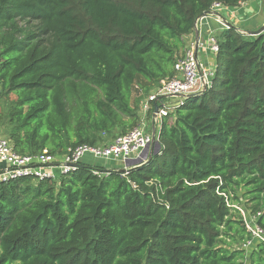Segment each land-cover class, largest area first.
I'll return each instance as SVG.
<instances>
[{
    "label": "trees",
    "instance_id": "obj_1",
    "mask_svg": "<svg viewBox=\"0 0 264 264\" xmlns=\"http://www.w3.org/2000/svg\"><path fill=\"white\" fill-rule=\"evenodd\" d=\"M241 1L0 0L4 136L61 155L127 133L136 87L174 77L199 18ZM217 42L212 82L172 105L143 165L0 184V264H264L233 206L264 227V30Z\"/></svg>",
    "mask_w": 264,
    "mask_h": 264
},
{
    "label": "built area",
    "instance_id": "obj_2",
    "mask_svg": "<svg viewBox=\"0 0 264 264\" xmlns=\"http://www.w3.org/2000/svg\"><path fill=\"white\" fill-rule=\"evenodd\" d=\"M225 6L220 2H215L211 10L212 15L218 20H222L217 11ZM229 26L228 23L225 24ZM204 48L216 55L219 50L217 36L211 33L207 40L197 42V48ZM210 62H205L198 58L195 45L187 47L185 52L177 59L175 63V75L172 78L163 79L159 86L145 98L142 102L141 112L146 115L153 112L156 121H159L170 112L172 105L163 103L158 106V111L154 112L155 103L159 99L176 97L178 100L190 93L200 91L204 85H209L212 81L211 76L214 73L211 68H207ZM215 68V66H214ZM154 143V134L139 124L125 134L115 137L106 144L92 146L88 144L78 145L70 148L66 153L58 155L44 149L37 153H20L15 150L12 142L0 135V184L3 182L28 178L33 181L51 179L57 180L63 175L74 171L81 161L91 155L96 159L122 160L124 164L136 157L141 156V152ZM128 169L126 166L122 167ZM237 207L242 215L246 229L251 233V239L245 244V248L251 246L255 241L264 242V227H262L258 214H249V212L239 205Z\"/></svg>",
    "mask_w": 264,
    "mask_h": 264
},
{
    "label": "crops",
    "instance_id": "obj_3",
    "mask_svg": "<svg viewBox=\"0 0 264 264\" xmlns=\"http://www.w3.org/2000/svg\"><path fill=\"white\" fill-rule=\"evenodd\" d=\"M217 13L222 18L221 21L218 20L212 14L205 16V17H202L197 22V27L195 28L194 32L191 35H189L186 39L187 40V47L189 46V44L195 45L198 58L200 60L205 61V62H210V64L212 66H215V55L212 54L210 51L204 49V48H200V47L197 48V42L200 40L201 41L207 40L211 33H214L217 36L218 32H220L224 28H226V26H225L226 23L233 25V26H236L240 30L254 31V30L259 29L264 24V0H242L238 6L233 7V8L225 7L222 10L217 11ZM254 24H256L257 27L251 28L254 26ZM246 27H249V29H247ZM211 65H209L207 68L210 69ZM168 99H170L171 101L175 100V102H176L178 98L168 97V98L159 99L158 104L162 105L163 103H169ZM144 100L145 99H143V101ZM141 106H142V103H141ZM153 117H155L154 114H153ZM159 129H160V126L158 127V131H159ZM155 145H156V143H155ZM152 146L153 145H151V147ZM150 148L147 151L148 153L150 152ZM85 158H86V161L89 159L92 160L91 155H87ZM145 159L146 158H144V156L143 157L142 156L136 157V158H133V159L127 161L121 167H125V166L126 167H133L134 165H136L139 162L144 161ZM105 161H104V163H106Z\"/></svg>",
    "mask_w": 264,
    "mask_h": 264
},
{
    "label": "rangeland",
    "instance_id": "obj_4",
    "mask_svg": "<svg viewBox=\"0 0 264 264\" xmlns=\"http://www.w3.org/2000/svg\"><path fill=\"white\" fill-rule=\"evenodd\" d=\"M249 27H246V28L249 29ZM255 27H257L256 24H254V26L251 27V28H255ZM241 31L247 32L248 30H241ZM190 46H192V45L189 44L188 47H190ZM212 69H215L214 66H212ZM152 91H153V89H150V88H148V90H144L143 88L136 87L133 98L134 99L136 98V99H138L140 101V103H139V114H140V117H141V123L140 124H142L147 129V131L149 133H151V134L154 133L155 134V138L157 139L156 135L158 133V127L161 125L160 123H161L162 119H160L159 121H156L155 117H153V112H150V113H148L146 115H144L141 112V103H142L143 99H145L147 96H149ZM168 102H169L170 105H173L175 103V100L171 101L170 99H168ZM0 135H2V136L5 135L6 136V134L4 133V128H0ZM147 151H148V149L145 150L146 153L144 155V158H147V156L150 153V152L148 153ZM84 161H86V158H84ZM104 161L105 160H103V159H96V158H94L92 160H90V159L87 160V162L89 164H99V165H104V166L111 167V168H113V167H117L118 168V167H121V166L124 165V161L119 160V159L118 160L108 159V160L105 161L106 163H104ZM127 168H129V167H127Z\"/></svg>",
    "mask_w": 264,
    "mask_h": 264
},
{
    "label": "water",
    "instance_id": "obj_5",
    "mask_svg": "<svg viewBox=\"0 0 264 264\" xmlns=\"http://www.w3.org/2000/svg\"><path fill=\"white\" fill-rule=\"evenodd\" d=\"M213 13H215L214 11H212V10H210V11H207V12H205L199 19H201L202 17H205V16H208V15H210V14H213ZM199 21V20H198ZM197 21V22H198ZM196 27H197V24H196ZM195 27V28H196ZM263 30H264V24H263V26L262 27H260L259 29H257V30H254V31H247V32H245L247 35H251V36H255V35H258V34H260L261 32H263ZM244 32V31H243ZM207 88V85H204V87L200 90V91H196V93L195 92H193V93H190V94H188V95H185V96H183V97H187V98H189V97H191V96H193V95H196L197 94V92L198 93H200V92H202V91H204L205 89ZM158 111V105H157V103H155V108H154V112H157ZM158 139V138H157ZM156 138H155V134H154V143L152 144L153 146L150 148V147H148V148H146V149H144L142 152H141V156H144L145 155V150H147V149H149L150 148V153H152L153 152V150H158L159 149V142H158V140H157ZM155 143H156V145H155ZM155 145V146H154ZM138 162V161H137ZM136 162V163H137ZM145 162L144 161H142V162H139V163H137L136 165H134L133 167H137V166H140V165H143ZM77 165H79V164H75V166H77ZM120 171H125V168H123V169H121Z\"/></svg>",
    "mask_w": 264,
    "mask_h": 264
}]
</instances>
